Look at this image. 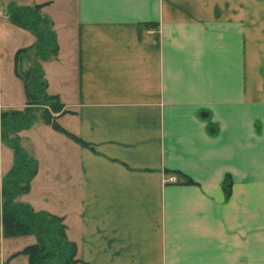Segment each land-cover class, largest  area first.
<instances>
[{
  "label": "crops",
  "instance_id": "obj_1",
  "mask_svg": "<svg viewBox=\"0 0 264 264\" xmlns=\"http://www.w3.org/2000/svg\"><path fill=\"white\" fill-rule=\"evenodd\" d=\"M1 3L29 46L6 7L43 5L52 23L46 92L87 146L42 122L20 132L37 171L19 201L63 218L81 264H264V0ZM16 38L9 59L0 44V112L25 105ZM33 243L0 226V264H28Z\"/></svg>",
  "mask_w": 264,
  "mask_h": 264
},
{
  "label": "trees",
  "instance_id": "obj_2",
  "mask_svg": "<svg viewBox=\"0 0 264 264\" xmlns=\"http://www.w3.org/2000/svg\"><path fill=\"white\" fill-rule=\"evenodd\" d=\"M42 7L14 4L7 7L6 18L9 23L28 31L34 37V42L28 48L18 50L14 56L13 72L22 82L25 105L19 110L0 112V141L12 150V165L0 185V226L4 237L30 235L34 238V243L20 252L27 256L28 264H81L76 258L75 244L66 236L62 217L34 211L30 205L17 201L19 196L28 193L30 181L37 171L36 160L21 147L18 136L32 127L35 113L52 130L64 134L82 147L87 146L79 138L64 131L55 122V116H51V113L59 112L62 103L56 96L47 94L42 64L56 58L58 46L52 23L40 14ZM22 58L26 62L24 69L19 65ZM170 173L181 185L196 184L178 171ZM230 185L231 180L226 175L222 182L225 200L229 197Z\"/></svg>",
  "mask_w": 264,
  "mask_h": 264
},
{
  "label": "rangeland",
  "instance_id": "obj_3",
  "mask_svg": "<svg viewBox=\"0 0 264 264\" xmlns=\"http://www.w3.org/2000/svg\"><path fill=\"white\" fill-rule=\"evenodd\" d=\"M3 2V1H2ZM6 3V2H5ZM2 3H1V0H0V5H1ZM33 6V5H32ZM8 7V6H7ZM6 7V8H7ZM3 8H4V6H3ZM5 9V8H4ZM7 13V11H5V14ZM41 14V13H40ZM43 17H45L43 14H41ZM9 22V21H8ZM11 24V23H10ZM8 25V23L6 22H4V23H1L0 24V37H1V40H0V44H1V48H2V55H3V57L5 56V55H7V58L9 59V53H10V48L9 47H11V45L9 46V39H13V38H16V37H14V36H12V34H9L8 33V31H6L5 30V28L6 27H8L7 26ZM10 27V26H9ZM11 28V27H10ZM16 32H18V31H16ZM18 34H19V36L16 38V39H18L20 36H21V34H22V38H19L20 40H19V42L20 43H22V45L20 46V49H24V48H28V46L30 45L29 44V42H30V40H29V35L26 33V32H22V31H20V32H18ZM25 39H27V42H26V40ZM24 41V42H23ZM20 49H17L16 50V52L18 51V50H20ZM16 52L14 53V55H13V57H12V63L14 64V56H15V54H16ZM3 59H5V58H3ZM25 59L24 58H22L20 61H19V65L21 66V68L22 69H24L25 68ZM59 112L58 113H51V116L52 117H54V116H57L59 113H61L62 111H63V107H59ZM42 121H41V118H40V115L38 114V113H35L34 114V118H33V123H32V127H36L39 123H41ZM55 122L58 124V121L55 119ZM19 136V135H18ZM1 142V141H0ZM19 143H20V141H19ZM3 145V144H2ZM21 145V147L25 150V148L23 147V145L22 144H20ZM4 146V145H3ZM6 147V146H5ZM8 148V147H7ZM11 150V149H10ZM12 151V150H11ZM11 151H9V152H11ZM26 151V150H25ZM26 153L28 154V152L26 151ZM29 153H31V152H29ZM29 155V154H28ZM30 156V155H29ZM3 178V177H2ZM1 178V174H0V179H2ZM0 185H1V182H0ZM22 196V195H21ZM21 196H19V198L17 199V201L18 202H20L19 201V199L21 200ZM22 203V202H21ZM0 205H1V203H0Z\"/></svg>",
  "mask_w": 264,
  "mask_h": 264
},
{
  "label": "built area",
  "instance_id": "obj_4",
  "mask_svg": "<svg viewBox=\"0 0 264 264\" xmlns=\"http://www.w3.org/2000/svg\"><path fill=\"white\" fill-rule=\"evenodd\" d=\"M0 15H2V11H1V8H0Z\"/></svg>",
  "mask_w": 264,
  "mask_h": 264
}]
</instances>
